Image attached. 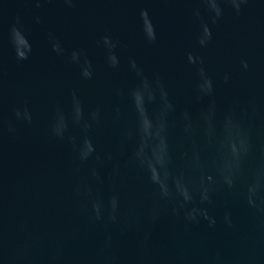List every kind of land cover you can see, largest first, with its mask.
Returning <instances> with one entry per match:
<instances>
[{"label":"water","instance_id":"obj_1","mask_svg":"<svg viewBox=\"0 0 264 264\" xmlns=\"http://www.w3.org/2000/svg\"><path fill=\"white\" fill-rule=\"evenodd\" d=\"M0 264H264V0H0Z\"/></svg>","mask_w":264,"mask_h":264}]
</instances>
